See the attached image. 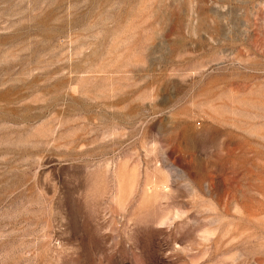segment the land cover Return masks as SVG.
Listing matches in <instances>:
<instances>
[{"label": "rangeland", "instance_id": "374dc122", "mask_svg": "<svg viewBox=\"0 0 264 264\" xmlns=\"http://www.w3.org/2000/svg\"><path fill=\"white\" fill-rule=\"evenodd\" d=\"M0 264H264V0H0Z\"/></svg>", "mask_w": 264, "mask_h": 264}]
</instances>
